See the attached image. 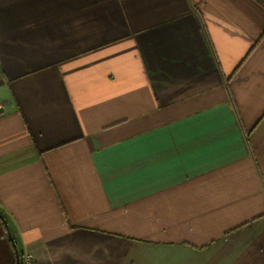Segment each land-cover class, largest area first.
<instances>
[{"label":"crops","instance_id":"0c3cea01","mask_svg":"<svg viewBox=\"0 0 264 264\" xmlns=\"http://www.w3.org/2000/svg\"><path fill=\"white\" fill-rule=\"evenodd\" d=\"M0 210L25 264H264V0H0Z\"/></svg>","mask_w":264,"mask_h":264},{"label":"rangeland","instance_id":"374dc122","mask_svg":"<svg viewBox=\"0 0 264 264\" xmlns=\"http://www.w3.org/2000/svg\"><path fill=\"white\" fill-rule=\"evenodd\" d=\"M1 216H3L6 220H7V218H6V216H5V214L3 213V212H1V210H0V219H1V222H3L4 223V225H5V227H6V229H7V233H6V231H4V238H6V242H8L7 240L9 239L10 240V242L12 243V245H13V248H14V250H13V253H12V264L14 263V264H25L24 263V261L22 260V258H21V252L19 251V249L17 248L18 246V241H17V237L18 236H16V235H13L12 234V232H11V230H10V227H9V223H8V220H7V224H8V227L6 226V224H5V222H4V220L2 219V217ZM10 230V231H9ZM9 232L12 234V238H13V241H12V239L10 238V236H9ZM14 243H15V246H14ZM3 245H4V243H3V241L2 240H0V256H2V260H3V257H4V255H5V250L3 249ZM17 253H18V255H19V263H17ZM33 254L32 253H28L27 255H26V259H27V262L29 263V261L30 260H32V258H31V256H32ZM2 260L0 261V262H2ZM31 262V261H30Z\"/></svg>","mask_w":264,"mask_h":264},{"label":"water","instance_id":"95a60500","mask_svg":"<svg viewBox=\"0 0 264 264\" xmlns=\"http://www.w3.org/2000/svg\"><path fill=\"white\" fill-rule=\"evenodd\" d=\"M1 217H2V219L4 220L6 226L8 227L7 220H6L3 216H1ZM9 236H10V238H11L12 241H13L12 234H11L10 232H9ZM14 246H15V243H14ZM17 263H19V255H18V253H17Z\"/></svg>","mask_w":264,"mask_h":264},{"label":"built area","instance_id":"2783aa9c","mask_svg":"<svg viewBox=\"0 0 264 264\" xmlns=\"http://www.w3.org/2000/svg\"><path fill=\"white\" fill-rule=\"evenodd\" d=\"M33 257V255L31 256V258Z\"/></svg>","mask_w":264,"mask_h":264}]
</instances>
